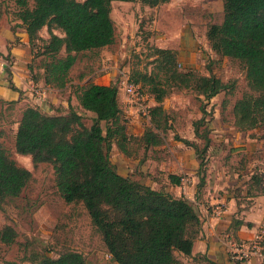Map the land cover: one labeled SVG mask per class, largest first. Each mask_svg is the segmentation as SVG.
<instances>
[{
	"label": "trees",
	"instance_id": "1",
	"mask_svg": "<svg viewBox=\"0 0 264 264\" xmlns=\"http://www.w3.org/2000/svg\"><path fill=\"white\" fill-rule=\"evenodd\" d=\"M6 1L12 5V16L25 28L33 59L42 70L35 80L40 76L44 85L63 89L79 54L114 42L113 1L138 2L152 8L169 0ZM221 1L223 16L216 24L214 41L220 55L243 66L247 87L233 103V124L240 131L261 128L264 127V0ZM43 28L46 38L40 35ZM174 57L167 51L154 59L156 66L149 73L136 69L130 75L132 81L148 86L158 102L150 110V125L138 138L145 148L161 144V133L168 130L166 112L160 102L170 88L193 86L205 100L235 90L234 80L225 82L210 70L208 76L178 70ZM117 95L115 84L87 83L78 89L80 106L94 114L89 125L71 107L64 114H45L37 107L27 106L18 122L14 151L30 156L34 165L52 166L57 191L67 204H82L116 264H179L177 253H191L199 217L187 198L152 189L117 172L110 160L111 145L115 143L126 153L125 146L131 139ZM200 110L201 117L192 123L200 143L175 136L195 149L199 175L204 171L210 146L207 112L202 104ZM31 177V171L18 165L0 143V211L8 199L20 195ZM168 180L179 185L181 176L169 174ZM262 182L264 174L253 173L250 184ZM203 183L200 175L199 184ZM258 190L264 192V187ZM16 237L12 226L0 227L2 243L11 244ZM33 264L88 263L81 253L66 250L56 257L44 255Z\"/></svg>",
	"mask_w": 264,
	"mask_h": 264
},
{
	"label": "rangeland",
	"instance_id": "2",
	"mask_svg": "<svg viewBox=\"0 0 264 264\" xmlns=\"http://www.w3.org/2000/svg\"><path fill=\"white\" fill-rule=\"evenodd\" d=\"M195 1L174 0V12L167 8L168 2L152 9L143 8L138 2L112 3L115 40L105 48L78 55L70 70L71 85L79 86L91 74L97 76L112 71L111 82L116 85L121 74L130 77L136 69L149 73L156 66L154 59L170 51L175 56L178 70L192 69L198 74L210 70L225 82L234 80L235 90L232 94H219L213 105H209L202 95L198 96L193 86L170 88L162 102L169 126L165 133H161L164 143L169 142V138L176 140L175 136L192 124L201 113V104L206 109L207 118H219L225 124H232V104L247 89L244 68L237 60L220 55L215 44V27L223 15L221 6L213 1L200 0L198 4ZM2 11L11 12V3L0 0ZM185 17L195 22L186 24ZM142 88V103L147 110H151L156 102L150 91L144 86ZM68 89L72 92L74 86L63 90L65 96ZM76 111L80 112L86 125L91 123V113L80 108ZM136 115L137 121L128 125V132L135 127H138L139 132L137 136L130 135L127 146L140 163L131 174L141 180L163 182L165 177L161 173L173 170L167 165L165 172L158 168L149 171L148 165L154 162L158 165L165 162L171 164L172 158L168 160L163 142L155 148L142 146L138 141L141 136L139 133L142 134L150 122L141 110L136 109ZM101 124L105 126L104 122ZM4 130L1 144L18 165L31 171L32 177L20 195L8 199L0 211V227L10 225L17 232L13 243L7 245L0 241V264L5 261L33 264L44 255L56 257L66 250L81 253L88 264H116L107 252L100 234L91 225L82 204H67L57 191L52 166L48 163L34 165L30 156L17 154L13 148L11 123ZM215 144L219 148V142ZM114 147L112 143L110 159L115 158ZM183 175L187 176L188 173H181Z\"/></svg>",
	"mask_w": 264,
	"mask_h": 264
},
{
	"label": "crops",
	"instance_id": "3",
	"mask_svg": "<svg viewBox=\"0 0 264 264\" xmlns=\"http://www.w3.org/2000/svg\"><path fill=\"white\" fill-rule=\"evenodd\" d=\"M205 1H213L219 4L222 9L221 0ZM114 2L126 1H113L112 3ZM195 2L198 4L200 0ZM174 3V0H169L167 4V8L169 7L172 12L176 9ZM142 7L152 9L158 6L152 8ZM111 17L114 21L112 13ZM193 21L186 18L184 23L192 24L195 22ZM19 23L20 21L14 18L11 12H0V138L4 135V127L11 123L13 147L18 122L27 106L37 107L45 114H64L69 111L70 107L75 111L77 108L85 111L80 106L75 94L78 89L87 83L108 86L112 84L113 79V71L104 72L97 76L91 74L79 86L71 85L72 82L69 81L63 89L50 87L47 100L45 102L38 101L29 92L30 80H34L35 83L41 86L47 85H44L40 76L37 81L35 80L37 74L41 75L42 70L36 66L37 61L35 62L33 59L28 35L25 28ZM184 23L182 22V24ZM191 27L194 26L191 25ZM42 31L46 34L44 35ZM40 35L44 38L47 37L46 28L40 31ZM185 71L197 75H209V71L205 74H198L192 69H185ZM73 86L74 90L71 92L68 89V94L65 96L63 90ZM144 87L148 89V86ZM150 93L157 105L155 95L152 92ZM219 94L227 95L220 92L204 101L209 105H213L214 99ZM117 99L127 120V135L129 137H131L130 135L137 136L138 127L128 132V128H130L128 125L137 121L136 108L126 103L121 92H118ZM162 102L163 100L160 102L161 105ZM76 112L80 114V112ZM201 115L202 113L195 120L199 119ZM149 121L150 110H148ZM205 121L209 130L210 146L206 156L207 163L204 166V171L200 174L204 178V183L201 185L199 184L200 175L197 173L199 160L196 158L195 149L172 138H169V142L164 143L162 141L168 160L172 158L171 164L165 162L158 165L154 162L148 165L150 166L149 171L158 168L160 171L165 172L167 165L168 168L173 170L166 174L161 173L165 177L163 182L149 179L141 180L131 174L139 165L140 160L134 158V153H131L127 145L125 146V153L119 150L114 143L115 158L110 160L119 174L130 176L143 185L156 190H164L177 197L182 196L180 187L177 184H172L167 179L168 175L181 176V173H188L189 184L187 185L186 198L192 203L200 223L198 233L193 240L191 253L189 255L176 254L179 264H264V262L257 259L235 261L230 258L228 253L231 244L252 238L257 228L264 224V192L258 190V187H264V184L263 182L262 184H250L253 173L264 174V127L240 131L234 126L233 122L228 125L219 118L212 119V117L207 118L205 116ZM179 134L178 136L181 138L200 143V140L195 137L193 124H189ZM140 135L142 134L139 133ZM215 142H219V148ZM219 209H221L220 212Z\"/></svg>",
	"mask_w": 264,
	"mask_h": 264
},
{
	"label": "built area",
	"instance_id": "4",
	"mask_svg": "<svg viewBox=\"0 0 264 264\" xmlns=\"http://www.w3.org/2000/svg\"><path fill=\"white\" fill-rule=\"evenodd\" d=\"M116 86L118 92L122 93L126 103L141 110L148 119L147 107L142 103L144 101V94L141 84L132 81L128 75L121 74ZM49 91L50 87L38 85L34 80H30L29 92L38 101L45 102L48 98ZM188 184V176H181L179 187L182 196L185 198L187 197L186 190ZM220 211L221 209H219ZM228 253L230 258L235 261L257 259L264 262V224L257 228L252 238L231 244Z\"/></svg>",
	"mask_w": 264,
	"mask_h": 264
}]
</instances>
